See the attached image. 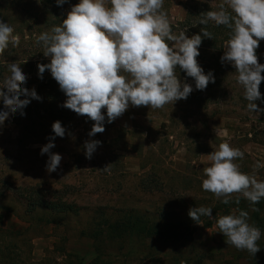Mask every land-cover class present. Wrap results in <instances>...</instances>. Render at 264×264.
<instances>
[{"label": "rangeland", "instance_id": "rangeland-1", "mask_svg": "<svg viewBox=\"0 0 264 264\" xmlns=\"http://www.w3.org/2000/svg\"><path fill=\"white\" fill-rule=\"evenodd\" d=\"M78 2L57 6L56 0H0V20L13 27V35L20 40L18 47L9 44L0 54L5 61L0 83L10 75L9 65L16 63L27 76L24 86L37 92L31 64L44 48L36 38L60 25ZM205 3L218 10L224 0H164L162 10L174 33L187 29L191 37L188 26L179 22L186 19L188 9ZM261 47L264 40L257 54L258 62L264 64ZM199 51L197 61L205 73L214 72L215 83L196 90L194 78L177 67L178 78L194 89L187 99L160 109L130 106L112 123L106 117L105 131L94 137L88 133L95 122L86 116L60 120L66 134L56 137L51 149L63 157L56 172H47L48 154H40L54 135L55 121L42 117L35 99L24 110L26 115L9 114L0 125V179L12 187L36 185L63 191L70 202L88 209L59 218V224H48L42 211H25L13 187L0 199V264H264V200L253 205L241 196L237 204L240 194L233 193L229 204H224L202 189L204 169L211 166L208 155L224 142L244 152V158L235 161L242 172L264 181V168L254 172L256 162H264V112L248 109L231 64H218L210 49L200 47ZM224 51V47L218 51L219 58ZM259 90L264 97V81ZM255 103L264 108L261 101ZM91 139L102 144L87 159L84 144ZM102 206L108 213L113 208L129 209L151 224L177 225L181 232L175 241L154 239L143 230L144 234L139 231L122 243L102 235L100 243L91 238L89 229L99 219L93 208ZM200 206L212 208L214 218L201 216L198 225L188 212ZM240 210L248 212L249 223L262 233L257 241L261 250L255 256L227 245L216 224L221 216L238 215Z\"/></svg>", "mask_w": 264, "mask_h": 264}, {"label": "clouds", "instance_id": "clouds-1", "mask_svg": "<svg viewBox=\"0 0 264 264\" xmlns=\"http://www.w3.org/2000/svg\"><path fill=\"white\" fill-rule=\"evenodd\" d=\"M68 2L56 0L57 6ZM163 5L164 0H79L60 25L36 38V43L44 48V57L50 58L49 63L37 65L38 78L43 79L45 70L50 71L67 97L61 107L95 122L89 137L105 131L106 117L107 123H112L130 106L160 109L187 99L194 89L178 78L177 67L194 78L196 90H205L209 83H215L214 72L205 73L197 61L202 39H213V34L205 28L201 29L203 36L189 37L187 29L174 33ZM209 21L231 30L221 64L228 63L236 69L248 109L264 112L255 103H264L259 90L264 81V64L258 62L257 56L260 41L264 40V0H224L218 10L205 12L199 24L207 25ZM13 32V27L0 20V54L9 44L19 46V37ZM9 72L0 83V101L4 105L0 108V125L10 113L26 115L23 110L31 99L42 100L35 88L24 86L27 76L20 64L11 63ZM52 131L54 135L40 149L41 155L48 154L49 173L56 172L63 159L61 154L51 152L54 140L66 134L59 120L52 124ZM101 144L95 139L85 141V157L91 159ZM244 155L229 143H221L218 151L208 155L211 166L204 169L202 189L224 204H229L233 193L240 194L237 204L241 196L253 205L264 200V181L242 172L235 162ZM260 168H264V162L257 161L254 172ZM188 215L198 225L201 216L214 218L212 208L204 206L191 208ZM216 224L227 238V245L253 256L261 250L257 243L261 230L249 223L247 211L223 215Z\"/></svg>", "mask_w": 264, "mask_h": 264}, {"label": "trees", "instance_id": "trees-1", "mask_svg": "<svg viewBox=\"0 0 264 264\" xmlns=\"http://www.w3.org/2000/svg\"><path fill=\"white\" fill-rule=\"evenodd\" d=\"M209 10L214 11L213 7L208 3L203 4L201 7H192V9H188L186 19L179 22V25L183 27L188 26L187 28L190 30L188 29L189 31L187 33L192 35L200 34L203 36V33L201 32L202 28L211 32L213 34V39L203 38L200 47L212 50V57L218 64H221L218 51L222 50L225 43L230 39L231 30L225 26H216L214 22L211 21H209L207 25L199 24L203 14ZM174 28L175 27L173 26L172 30ZM261 49H264V47H261ZM259 51L260 49L258 48L257 54ZM49 62L50 58L44 57V55H39L37 61H34V63L31 64L35 76L32 83L36 84L37 93L38 95L41 94L42 97V100H37L34 103L40 110H42V117L47 118L48 120H71L78 114L70 109L61 107L67 97L60 90L57 81L52 76H44L50 71L45 70L43 79L38 78L37 65ZM4 64L5 61L0 60V75L5 71ZM26 108L24 110H26ZM13 187L9 181L0 179V199L6 198ZM14 188L13 195H17L19 200L23 202L25 211L29 214L42 211L44 216H48L46 220L48 224H59V218L66 217L70 214L78 215L82 211L88 209L70 202L67 196L64 195V192L60 190L41 189L36 185L19 186ZM93 211L95 214H98L99 219L94 221L92 224L93 227L89 230L90 234H92L91 238L98 240L100 243L102 235L105 239H114L115 241L122 243L125 238H130L139 231L144 234L143 230H146L151 234L154 239L168 240L171 238L175 241L174 239L179 237L178 234L181 232L178 230L179 226L177 225L171 227L169 225H159V223L151 224L148 220L138 216L135 212H132L129 209L113 208L112 211L108 213L106 212L105 207L102 206L93 208ZM2 217L3 216L0 215V221L2 220Z\"/></svg>", "mask_w": 264, "mask_h": 264}]
</instances>
